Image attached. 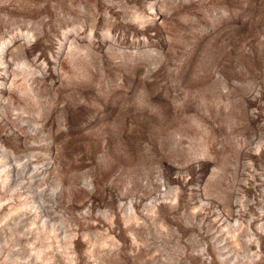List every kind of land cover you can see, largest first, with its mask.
<instances>
[{
	"label": "rangeland",
	"instance_id": "374dc122",
	"mask_svg": "<svg viewBox=\"0 0 264 264\" xmlns=\"http://www.w3.org/2000/svg\"><path fill=\"white\" fill-rule=\"evenodd\" d=\"M0 264H264V0H0Z\"/></svg>",
	"mask_w": 264,
	"mask_h": 264
}]
</instances>
